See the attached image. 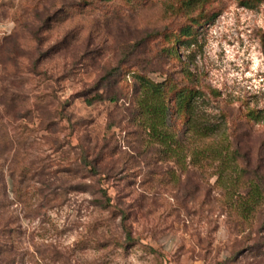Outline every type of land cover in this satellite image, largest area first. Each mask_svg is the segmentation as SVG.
<instances>
[{
    "label": "rangeland",
    "instance_id": "rangeland-1",
    "mask_svg": "<svg viewBox=\"0 0 264 264\" xmlns=\"http://www.w3.org/2000/svg\"><path fill=\"white\" fill-rule=\"evenodd\" d=\"M0 264H264V0H0Z\"/></svg>",
    "mask_w": 264,
    "mask_h": 264
},
{
    "label": "trees",
    "instance_id": "trees-1",
    "mask_svg": "<svg viewBox=\"0 0 264 264\" xmlns=\"http://www.w3.org/2000/svg\"><path fill=\"white\" fill-rule=\"evenodd\" d=\"M185 4L187 3H183V5ZM181 32L186 35L187 27L183 28ZM143 82V86L139 85L138 88L140 90L138 97L141 98L142 94L144 93L142 99L138 101V105L140 106L142 112L145 114V119L143 122L146 125L145 128L147 130L148 137L152 140H159L162 142H164V140L169 139L174 140V137L171 133H169L166 127L168 117L167 111L169 110V106L164 100L165 95L162 86L160 84H152L146 80ZM183 90L184 89L176 93L175 103L177 104V109L182 110L184 112L185 120L187 121L188 125V123L190 124V122L192 121V110L190 107V102L194 93L191 90H187V92H184ZM82 96L84 98V101L89 105L96 101L116 100L115 96L107 95L101 91H95L91 95H89V92L83 93ZM190 126L193 127V125ZM178 141L179 139H176V142Z\"/></svg>",
    "mask_w": 264,
    "mask_h": 264
}]
</instances>
